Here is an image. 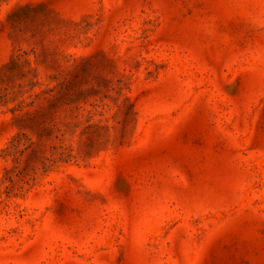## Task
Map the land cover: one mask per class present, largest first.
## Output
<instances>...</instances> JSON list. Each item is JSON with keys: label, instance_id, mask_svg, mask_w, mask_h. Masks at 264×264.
I'll list each match as a JSON object with an SVG mask.
<instances>
[{"label": "rangeland", "instance_id": "1", "mask_svg": "<svg viewBox=\"0 0 264 264\" xmlns=\"http://www.w3.org/2000/svg\"><path fill=\"white\" fill-rule=\"evenodd\" d=\"M0 264H264V0H0Z\"/></svg>", "mask_w": 264, "mask_h": 264}]
</instances>
